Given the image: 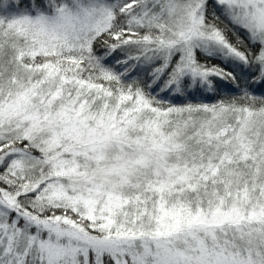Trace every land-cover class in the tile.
Masks as SVG:
<instances>
[{
  "label": "snow or ice",
  "instance_id": "snow-or-ice-1",
  "mask_svg": "<svg viewBox=\"0 0 264 264\" xmlns=\"http://www.w3.org/2000/svg\"><path fill=\"white\" fill-rule=\"evenodd\" d=\"M0 264H264V0H0Z\"/></svg>",
  "mask_w": 264,
  "mask_h": 264
}]
</instances>
